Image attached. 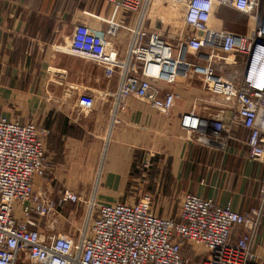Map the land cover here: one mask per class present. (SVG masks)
<instances>
[{
  "label": "built area",
  "instance_id": "1",
  "mask_svg": "<svg viewBox=\"0 0 264 264\" xmlns=\"http://www.w3.org/2000/svg\"><path fill=\"white\" fill-rule=\"evenodd\" d=\"M103 1L113 11L104 38L117 37L125 25L113 15H135L134 25L127 26L124 54L94 56L107 63L108 77L119 74L116 103L133 96L167 112L176 94L161 84L196 74L223 99L228 114L204 117L191 111L181 116L182 129L191 138L226 143L235 137L234 128L243 126L249 160L264 162V0H173L185 27L175 43L145 26L160 0ZM220 6L254 19L253 30L242 34L216 28ZM233 54L243 58L242 70L227 78L212 63H237ZM48 133L35 121L0 117V264H264L257 246L264 222V181L258 206L243 213L231 202L220 205L191 193L182 195L174 216L159 214L149 192L140 201L99 203L95 195L84 199L65 188L58 201L45 200L35 188L36 180L52 168L46 156ZM142 163L149 167L151 158ZM71 203L88 206L80 227L59 231L50 226L49 219L57 224L61 209ZM72 216L71 211L66 220Z\"/></svg>",
  "mask_w": 264,
  "mask_h": 264
},
{
  "label": "crops",
  "instance_id": "2",
  "mask_svg": "<svg viewBox=\"0 0 264 264\" xmlns=\"http://www.w3.org/2000/svg\"><path fill=\"white\" fill-rule=\"evenodd\" d=\"M154 10L146 28L177 42L185 28L182 18L163 3L157 14ZM111 15L103 0H0V117L38 121L50 132L46 143L52 168L36 180V191L52 201L70 188L84 199L95 195L99 203L135 202L141 191L130 185L135 157L138 165L151 158L155 169L167 174L172 193H191L220 205L231 202L242 213L257 207L264 162L249 160L247 130L236 126L235 137L222 143L191 138L181 127V116L191 111L204 117L228 114L223 99L209 92L200 76L161 84L176 94L167 112L133 96L116 103L119 74L108 77L107 63L94 58L111 51L103 36ZM126 15L120 13L117 20L133 26L134 16ZM247 21L239 11L220 6L214 26L228 30L246 27ZM94 36L103 43L88 49L94 47L87 43ZM128 37L113 44L118 57ZM232 56L237 63H212L227 78L242 70L240 56ZM69 210L61 209V216H70ZM257 246L264 259V222Z\"/></svg>",
  "mask_w": 264,
  "mask_h": 264
},
{
  "label": "rangeland",
  "instance_id": "3",
  "mask_svg": "<svg viewBox=\"0 0 264 264\" xmlns=\"http://www.w3.org/2000/svg\"><path fill=\"white\" fill-rule=\"evenodd\" d=\"M162 3L164 5L171 6L173 14L175 16H179L180 18H182V12L180 11L179 8H177V6L175 4L176 2H174L173 0H160L158 3H156V5L154 7L155 10L152 12V14H155V13L157 14L160 11ZM120 13H126L127 14L126 17L129 16L128 12L120 11L116 15H113L114 18L117 19L118 15ZM241 13L242 12H240V14ZM112 14H113V11H112ZM242 14H244V13H242ZM244 16L248 20L246 27H241V26L240 27H233V29L231 27L228 30L229 31L233 30V32H236V33L238 32V33H242V34H246L250 31H252L254 26H255L254 25V19H250V17L246 14H244ZM126 32H128L127 25H124L120 34L117 37H114V38L106 37V38H104V41H107L108 44L111 45V51L116 52V47L113 44L119 42V40L124 41L129 34ZM81 34L83 35L82 29L80 30L79 37L77 38V44L79 46L81 45V44H79V42L83 43V41L81 40V37H82ZM165 40L169 43H173L171 41H168L167 39H165ZM102 41H103V39L97 38L96 36H94V39H91V40H89V38H88L87 43L92 44V45L94 44V47L88 46V49L96 50L97 47H100V44L103 43ZM77 53L80 54L79 52H77ZM257 53H259L258 60L254 61V58H255ZM230 58H233V56L230 55ZM242 59L243 58L240 57V59H238V60H240V62L242 63L244 61ZM259 59H260V51L256 50V53L254 54V57H253V63L257 64ZM35 120H37V119H35ZM35 122H37L40 125V123L38 121H35ZM49 133H48L47 137L49 136ZM47 148H48V145H47ZM47 151H48V149H47ZM46 156H47V152H46ZM140 164L141 165H138L139 167H138L137 171L139 169L141 171L139 170V173L136 172L135 176L131 179V183H130V185H132L134 187H140V189H141L140 194H137V196H135L134 199L137 201H140L142 198H144V195L149 192L152 195V201H154L155 204H159V206L165 207V210L164 211L160 210L159 214L174 216L177 213L178 205H179L180 199L182 197L181 193H177V192L172 193L171 190L168 191V189L171 188V181H169L167 179V174L165 172L160 171V170H156L155 166L153 164L150 165L149 167H145L143 163H140ZM161 189H162V192H161ZM35 190H36V188H35ZM126 198H128V197H126ZM125 201H126V199H125ZM162 205H164V206H162ZM67 208L70 209L68 211V213L70 211L73 212V216L71 217L70 220H66L67 216H65L66 218L59 217L58 223L54 224L53 223L54 218H50L48 221L49 225L54 226L59 231H66V230H70V229L75 230L76 227H78V226L80 227V224H81L82 220L84 219V215L87 211L88 206L84 203H81L78 206L71 203V204L66 205L65 209H67ZM75 210H77V211H75ZM43 224L45 226L44 220H43Z\"/></svg>",
  "mask_w": 264,
  "mask_h": 264
},
{
  "label": "trees",
  "instance_id": "4",
  "mask_svg": "<svg viewBox=\"0 0 264 264\" xmlns=\"http://www.w3.org/2000/svg\"><path fill=\"white\" fill-rule=\"evenodd\" d=\"M136 161H137V157H135V161H134V163H133V167H132V171H131V177L133 178L134 176H135V174H136V172L137 173H139V170L137 171V169H138V164L136 163ZM139 165H141V164H139ZM141 171V170H140ZM129 183H130V181H129Z\"/></svg>",
  "mask_w": 264,
  "mask_h": 264
},
{
  "label": "clouds",
  "instance_id": "5",
  "mask_svg": "<svg viewBox=\"0 0 264 264\" xmlns=\"http://www.w3.org/2000/svg\"><path fill=\"white\" fill-rule=\"evenodd\" d=\"M258 57H259V53L256 54V56L254 58V61H257L258 60Z\"/></svg>",
  "mask_w": 264,
  "mask_h": 264
}]
</instances>
